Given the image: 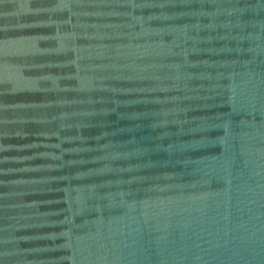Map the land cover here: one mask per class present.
I'll return each mask as SVG.
<instances>
[{"label":"water","instance_id":"obj_1","mask_svg":"<svg viewBox=\"0 0 264 264\" xmlns=\"http://www.w3.org/2000/svg\"><path fill=\"white\" fill-rule=\"evenodd\" d=\"M0 264H264V0H0Z\"/></svg>","mask_w":264,"mask_h":264}]
</instances>
